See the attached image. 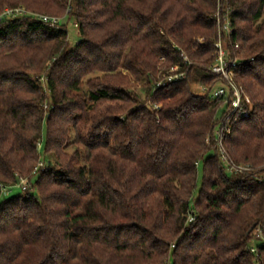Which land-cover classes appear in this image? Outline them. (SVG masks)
Listing matches in <instances>:
<instances>
[{
	"label": "trees",
	"instance_id": "1",
	"mask_svg": "<svg viewBox=\"0 0 264 264\" xmlns=\"http://www.w3.org/2000/svg\"><path fill=\"white\" fill-rule=\"evenodd\" d=\"M6 7L27 14L0 20V264H264V0ZM219 38L253 103L230 120L199 90Z\"/></svg>",
	"mask_w": 264,
	"mask_h": 264
},
{
	"label": "built area",
	"instance_id": "2",
	"mask_svg": "<svg viewBox=\"0 0 264 264\" xmlns=\"http://www.w3.org/2000/svg\"><path fill=\"white\" fill-rule=\"evenodd\" d=\"M27 14V11L22 7H6L0 13V20L4 17H15ZM44 21H49L51 25L56 24L59 19L55 16L49 15H39ZM223 30L226 34L232 31L230 21L226 16V21L223 25ZM222 40L215 43V60L210 66V71L220 77V83L217 86L206 87L202 86L199 88L202 92H208L211 97L219 98L227 103L228 109L226 110L225 119L230 120L232 116L236 118L239 116H246L252 110L253 105L249 95L243 90L241 84L235 80L234 68L240 62L237 58L230 56L228 50L223 47ZM235 47H238L236 44ZM185 73L179 71L177 66H171L166 73H163L157 83V85H163L174 80L183 78ZM230 127L228 124H222L215 130V141L217 143V148L220 153V158L222 162L227 166L228 172L241 171L248 169V165L236 164L231 161L226 155L224 148L222 146V138L225 132H229ZM22 189H25L27 185L26 178H20V183ZM194 214L191 212L188 214V221L194 220ZM257 235L264 238L261 229H257L255 232Z\"/></svg>",
	"mask_w": 264,
	"mask_h": 264
},
{
	"label": "rangeland",
	"instance_id": "3",
	"mask_svg": "<svg viewBox=\"0 0 264 264\" xmlns=\"http://www.w3.org/2000/svg\"><path fill=\"white\" fill-rule=\"evenodd\" d=\"M67 30H68V34H69L70 44H71V45H74V44L79 40L80 36H79V32H78L77 28L75 27L73 21H69V22H68ZM200 40H201V39H200ZM222 45H224L223 42H222ZM223 47H224V46H223ZM249 97H250V96H249ZM251 101H252V100H251ZM252 105H253V103H252ZM68 150L70 151L71 148L68 149ZM201 178H202V163H201V161H200L199 164H198V174H197V181H198V184H200ZM26 186H27V185H26ZM18 191H20V188L17 187V188H14V189L12 190V192H10V193H8V194H4V195L8 196V195H10V194H14V193H16V192H18Z\"/></svg>",
	"mask_w": 264,
	"mask_h": 264
}]
</instances>
